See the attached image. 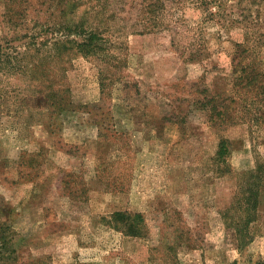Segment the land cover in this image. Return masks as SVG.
I'll return each instance as SVG.
<instances>
[{
    "label": "rangeland",
    "instance_id": "374dc122",
    "mask_svg": "<svg viewBox=\"0 0 264 264\" xmlns=\"http://www.w3.org/2000/svg\"><path fill=\"white\" fill-rule=\"evenodd\" d=\"M58 2L0 0V264L263 261L264 0Z\"/></svg>",
    "mask_w": 264,
    "mask_h": 264
},
{
    "label": "trees",
    "instance_id": "16d2710c",
    "mask_svg": "<svg viewBox=\"0 0 264 264\" xmlns=\"http://www.w3.org/2000/svg\"><path fill=\"white\" fill-rule=\"evenodd\" d=\"M58 1L59 2L57 5V8H60V10L62 11V14L63 13L67 14V12L74 10V8L76 7V3L70 2L72 0H58ZM149 1H153V3L149 2L146 6V9L149 10L148 14L152 15L151 17L155 18L154 23L159 25L156 18L158 19L160 18L156 15H160V13H157V11L159 10V8L165 9V5L160 4L162 0H149ZM160 17H161V20H164L163 13H161ZM77 26L83 27V25H76V27ZM85 34H86L85 38H88V39L85 42H82L79 44V50L81 53H84L87 51L94 52V48L98 47L97 45H95V39L97 38V36L91 30L85 32ZM66 43H71V41L69 40ZM58 44L60 43H56L55 45H58ZM237 45H239L240 47L238 53L242 52L243 51L241 49L242 44L238 43ZM3 50H4L3 47L0 45V54H4ZM253 75L256 76L255 80L259 79L258 73H253ZM260 76L264 78L263 74H260ZM58 93H59L58 90H51V105L53 106L54 105L61 106L62 104V101L56 100V95ZM229 150H230V142L225 139H222L219 144V148L216 154L217 160L225 161L226 156L229 154ZM250 173L252 174L263 173L264 174V162L259 163L254 170L250 171ZM251 188L252 186H250L249 189ZM247 198L246 200H244L242 197H238V199L247 206V211L245 212V214L236 215L234 213V215L231 216L233 217V219H231V221L229 220V225L235 229L241 245H243V243L245 242L249 234V228L252 222H254L257 218V212H258L257 209L260 204V191L257 190L253 192L249 196V198L248 199ZM238 216H240V219L238 218ZM113 217L115 218L116 223L118 224L117 226H120V229L123 232H125L127 235H132V236H142L143 235V232L145 231V218L141 213H131L128 211H117L113 214ZM227 218H229V215ZM257 264H264V260L258 262Z\"/></svg>",
    "mask_w": 264,
    "mask_h": 264
}]
</instances>
